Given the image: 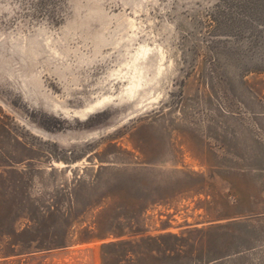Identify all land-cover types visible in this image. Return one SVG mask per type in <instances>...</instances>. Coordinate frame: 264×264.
Segmentation results:
<instances>
[{"label":"rangeland","instance_id":"374dc122","mask_svg":"<svg viewBox=\"0 0 264 264\" xmlns=\"http://www.w3.org/2000/svg\"><path fill=\"white\" fill-rule=\"evenodd\" d=\"M0 264H264V0H0Z\"/></svg>","mask_w":264,"mask_h":264}]
</instances>
